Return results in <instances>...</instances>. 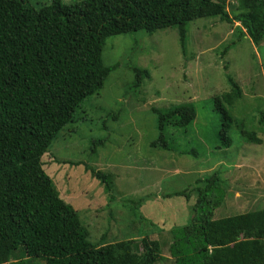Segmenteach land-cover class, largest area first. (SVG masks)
Instances as JSON below:
<instances>
[{"label": "trees", "instance_id": "16d2710c", "mask_svg": "<svg viewBox=\"0 0 264 264\" xmlns=\"http://www.w3.org/2000/svg\"><path fill=\"white\" fill-rule=\"evenodd\" d=\"M205 18L237 24L232 34L254 46L264 43V0H51L40 7L0 0V264L36 257L45 264H160L167 259L171 264H264V208L213 217L227 194L218 171L197 180L192 190L163 196L186 201L196 196L189 221L169 229L168 244L147 236L106 243L90 238L43 167L53 142L115 68L102 62L106 38L176 28L183 48L186 26ZM133 71L138 82L148 76ZM227 80L229 91L212 98L221 121L218 149L232 145L230 109L243 97L239 85ZM151 112L158 134L150 146L164 151L175 148L165 128L185 129L196 117L190 103ZM257 123L264 132V111ZM239 134L247 144H262L244 126ZM85 168L113 197V175ZM145 197L125 202L138 212Z\"/></svg>", "mask_w": 264, "mask_h": 264}, {"label": "rangeland", "instance_id": "374dc122", "mask_svg": "<svg viewBox=\"0 0 264 264\" xmlns=\"http://www.w3.org/2000/svg\"><path fill=\"white\" fill-rule=\"evenodd\" d=\"M26 1L32 7L51 3ZM236 25L217 18L192 21L186 26L183 48L176 28L106 38L102 62L115 68L101 91L83 101L73 122L42 158L45 172L89 228L92 240L113 243L147 236L168 244L169 229L189 221L196 196L192 193L189 201L163 196L192 190L197 180L214 171L227 184L214 218L264 208V132L257 123L264 111V43L254 46L247 37L238 38L232 34ZM133 69L146 71L148 76L138 82ZM228 78L239 85L243 97L230 109L232 145L218 149L221 121L212 98L229 91ZM188 103L195 109L193 123L164 131L174 150L151 147L158 134L151 108ZM240 126L256 132L262 144L245 143ZM86 166L113 175V197L104 193ZM141 197L145 198L139 213L125 202L135 204ZM166 249L162 254L168 257ZM23 264H45V259L30 258Z\"/></svg>", "mask_w": 264, "mask_h": 264}]
</instances>
